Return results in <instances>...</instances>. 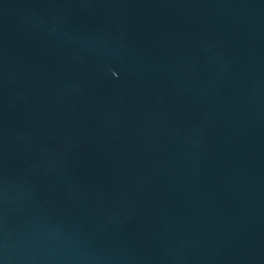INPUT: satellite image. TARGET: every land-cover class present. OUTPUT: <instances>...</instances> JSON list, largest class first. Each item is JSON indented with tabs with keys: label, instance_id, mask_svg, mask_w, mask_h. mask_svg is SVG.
<instances>
[{
	"label": "water",
	"instance_id": "water-1",
	"mask_svg": "<svg viewBox=\"0 0 264 264\" xmlns=\"http://www.w3.org/2000/svg\"><path fill=\"white\" fill-rule=\"evenodd\" d=\"M0 264H264V0H0Z\"/></svg>",
	"mask_w": 264,
	"mask_h": 264
}]
</instances>
